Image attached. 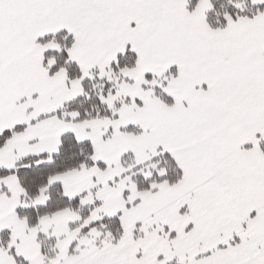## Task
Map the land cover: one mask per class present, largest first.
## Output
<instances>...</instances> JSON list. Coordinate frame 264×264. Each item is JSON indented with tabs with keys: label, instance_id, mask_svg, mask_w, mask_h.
<instances>
[{
	"label": "snow or ice",
	"instance_id": "6c2138e0",
	"mask_svg": "<svg viewBox=\"0 0 264 264\" xmlns=\"http://www.w3.org/2000/svg\"><path fill=\"white\" fill-rule=\"evenodd\" d=\"M0 264H264V0H0Z\"/></svg>",
	"mask_w": 264,
	"mask_h": 264
}]
</instances>
